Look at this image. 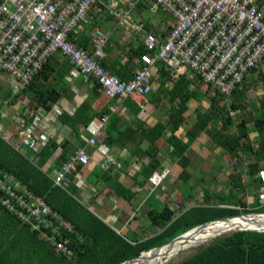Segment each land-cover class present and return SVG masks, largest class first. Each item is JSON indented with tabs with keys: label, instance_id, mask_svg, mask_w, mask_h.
Masks as SVG:
<instances>
[{
	"label": "crops",
	"instance_id": "1",
	"mask_svg": "<svg viewBox=\"0 0 264 264\" xmlns=\"http://www.w3.org/2000/svg\"><path fill=\"white\" fill-rule=\"evenodd\" d=\"M113 6L128 10L126 27L119 26L116 17L110 13V8ZM138 22L144 23L146 30L154 33L160 43H164L175 21L172 14L163 8L154 6L149 0H138L136 2L131 0H102L90 11L88 21L80 24L74 33L78 36L86 32L91 38L92 48V30L94 27H99L102 31L109 32L111 35L108 42L114 51L111 54L106 53L104 59L108 62L115 61L116 64L118 63L121 66L130 59L132 51L139 48L143 42V33L135 35L128 33V27ZM91 48L87 46L85 49L90 50ZM53 56L58 59L53 61L56 70L51 72L47 85L55 84L58 88H64L63 96L53 105L51 110L46 111L39 107L35 110L34 106H30L32 103L28 93H20L15 95L16 97L11 95L4 99L5 91L1 92L0 134L4 135L16 148L32 155V159L39 166L44 170H51V173L56 168L61 167L78 149L85 148L89 153L90 161L81 170L77 171L76 176L73 178V183L77 186L75 195L82 203L88 205L92 211H95L120 233L126 236L138 233L143 236L142 233H139L138 228L141 227V221L144 219L151 224L147 214L154 208L161 210L165 205H169L176 210V214H179L186 207L203 204L201 203L202 200L204 202L210 201V203L212 199L213 201L218 200L217 203L212 204H232L239 199L238 197L237 200L233 199L224 202L233 193V190H243V185L239 186V188L237 186L240 182H244L247 185L246 181L249 178L248 165L255 162L256 157L248 148L246 150L240 149L238 155L233 156L228 148L217 145L214 142V135L222 122L220 114L217 117L207 118L208 125L206 129L198 133L197 139L189 147L186 166H183L179 158L173 155V146L165 142V139H159L157 146L160 148V152L157 158L161 166L152 175L156 171L165 169L169 171L168 175L159 185H154L150 181L152 175L147 178L140 173L142 167L150 161V157L146 153L149 143L142 141L141 132L137 131V128L140 127V122H144L147 126L163 122L167 118L168 113L179 106V100L172 103L168 93L165 91L160 92L162 80L168 90L172 88L173 84L181 76L187 75L186 78L190 81L189 88L194 92V96L188 101V108L184 112L186 122L176 132L184 141L188 140L187 131L195 126L200 120L199 117L210 111L213 99L219 98L217 93L214 92L215 89L204 83L190 69L182 68L175 72L170 70L174 77L171 79L162 77L160 81L158 75L156 76L158 71L156 65L153 88L147 96L146 107L141 109L134 102L140 108L136 115L132 108L126 106L125 100L110 98L100 91L96 81L93 79L86 80L79 76L74 78L73 81H67L66 76L71 69L68 59L60 53H56ZM139 63L132 70L131 78L134 71L139 67ZM64 68L67 71L62 79L60 74ZM107 70L109 71V69ZM0 75L5 77L7 81L6 86L4 82L0 81L1 84L7 89L6 92H10L11 87L7 73L4 72ZM60 83H62L61 86ZM39 85H44V81H39ZM240 89L244 92L239 97L231 95L227 102L222 101L221 104L227 105L224 112L229 111L231 115V135H238L240 129L236 125L243 118H246L248 120V138L246 139L252 140L253 145L257 146L258 134L254 130V121L264 115V60L255 69L246 74ZM83 102H88L89 111L93 116L105 109L110 110V114H107L109 120L105 124L103 131L112 124L113 120L112 126L116 122L121 121L134 131H130L131 133L126 136L122 135L121 140L112 146L104 144L102 136L96 145H89V124L95 119H100L99 117L95 118L98 115L92 118L87 126L79 123L73 125L68 118L63 119L65 114V116H73ZM239 104L244 106L245 109L235 107V105L238 106ZM114 105L119 106V110L116 112L111 111ZM37 114L42 115L41 124L36 121L35 117ZM66 119L68 120L66 121ZM31 124L35 128L34 133L39 141L38 147L33 150L21 144L22 138L26 136L25 128ZM131 134H133V137H131ZM49 140L56 141L57 144L63 146H59L50 157H44L40 155V151ZM104 153L113 155L115 161L122 164L121 167L116 165L105 166ZM260 163L264 164V160H261ZM101 169L106 171V173L101 172ZM206 180L212 181L211 184L205 182ZM223 180L235 181L230 184V189L225 191V193L215 188L219 185L217 181ZM215 182L216 184H214ZM69 183L68 175L67 185ZM116 183L130 189L134 193V197L131 200H127L124 196L118 194L114 188L115 185L117 186ZM252 185L250 183V186ZM254 185H256L258 190L260 184ZM186 186L192 189V192L184 195L183 191ZM124 194L127 195L126 193ZM180 195L182 197L178 199ZM175 198L178 200L173 202ZM158 205L162 208L157 207Z\"/></svg>",
	"mask_w": 264,
	"mask_h": 264
},
{
	"label": "built area",
	"instance_id": "2",
	"mask_svg": "<svg viewBox=\"0 0 264 264\" xmlns=\"http://www.w3.org/2000/svg\"><path fill=\"white\" fill-rule=\"evenodd\" d=\"M102 0H0V69L7 73L12 94L19 95L34 80L48 59L60 53L69 60L67 81L82 78L96 81L100 91L110 98L130 99L141 109L153 88L156 65L167 64L172 72L190 69L204 83L225 95H231L247 73L264 60V0H149L174 17V26L164 43L148 32L144 23H133L128 33H143L144 53L131 79L123 80L103 65L109 32L99 27L92 30V48L78 47L69 40L78 26L88 21L90 11ZM136 2L138 0H131ZM117 24L126 27L128 10L110 8ZM119 110L114 105L111 111ZM41 124L42 115H36ZM108 115L90 122L89 145H96L108 123ZM19 121V120H18ZM21 123V122H17ZM21 144L33 150L39 141L31 124L25 128ZM47 140V138H45ZM90 161L85 148L78 149L52 177L56 184L66 186L68 175L78 164ZM104 165H116L113 155L104 153ZM168 170L156 171L150 181L159 185ZM259 207H264V167L258 172ZM0 202L18 213L26 223L42 232L56 251L71 259L74 250L62 228L72 225L56 214L43 197L28 192L9 173L0 169ZM179 207V205H177ZM57 219L52 224L51 217Z\"/></svg>",
	"mask_w": 264,
	"mask_h": 264
},
{
	"label": "trees",
	"instance_id": "3",
	"mask_svg": "<svg viewBox=\"0 0 264 264\" xmlns=\"http://www.w3.org/2000/svg\"><path fill=\"white\" fill-rule=\"evenodd\" d=\"M69 40L73 41L78 47L86 48L88 46L91 48V38L86 32L78 36L72 33L69 36ZM108 44L109 42L106 45V53L111 54L114 50L111 44ZM142 53H144V46L141 44L139 51L138 48L133 50L129 57L130 59L121 66L118 63L116 64L115 61L108 62L106 59L102 62L109 71L118 74L124 80H128L131 78L132 70L140 62ZM54 60L57 61V57L51 56L44 64L43 69L35 75L32 83L22 92L30 94L31 103L33 101L30 106L33 107L35 105V110L38 107L44 110L47 109L46 111L51 110L53 105L63 96V91H65L64 88H58L55 84L47 85L51 72L56 70L52 62ZM157 67L159 71H157L156 76L158 75L160 81L162 77H169L170 79L174 77L165 62L159 61ZM64 69L60 74L62 79L67 71ZM3 72L0 69V74ZM186 77L187 75L181 76L173 84L172 88L168 90L163 80L161 81L160 92L166 91L172 103L179 100L178 108L170 111L163 122H157L153 126H147L144 122H140V127L137 128V131L141 132V140L149 143L146 153L150 157L149 163L142 167L140 173L148 178L161 166L157 158L160 152V148L157 146L159 139H165V142L171 144L173 146V155L179 158L183 166H186L189 147L197 139L198 133L206 129L208 125L206 118H212L220 114L222 122L214 135V142L217 145L228 148L233 156H237L240 149L246 150L248 148L256 157V161L248 165L249 178L246 182L247 184H254V182L259 184V180H257L259 179L258 172L264 166V164L260 163L261 160H264V115L254 121V130L258 134L257 146L253 145L252 140L246 139L248 138V120L246 118H243L236 125L240 129L238 135H231V115L229 111L224 112L227 105L221 104V102H227L231 95L239 97L242 93L241 84L229 96L215 90L219 98L214 97L215 99L210 105L212 106L210 111L199 117L200 120L195 126L187 131L188 140L184 141L176 132L186 122L184 112L188 108V101L194 96V92L189 88L190 81ZM39 81H44V85H39ZM6 90L0 82V93L5 91L4 99L13 95L11 91L6 92ZM124 103L129 108H132L136 114L140 111V108L132 100L127 99ZM1 107L2 103L0 104V110ZM235 107L245 109L241 104L235 105ZM107 114H110V110L105 109L97 113L96 115L98 116H93L89 111L88 102H83L73 116H65V114L63 119L68 118L73 125L80 123L87 126L95 116V118H101ZM113 122L114 120L111 123L113 124ZM112 124L106 127L102 133V141L107 146L114 145L121 140L122 135L126 136L131 133L129 131H134L121 121L116 122L114 126ZM137 131L135 130V132ZM131 137H133V134H131ZM59 146L63 145L49 140L41 149L40 155L50 157ZM84 166L86 165L78 164V169L69 176L70 183L68 185L56 184L51 175V170H44L32 159V155L16 148L4 135L0 134V169L9 173L28 192L45 198L46 200H44L47 203L49 202L52 210L72 225L71 231L62 228L61 233L65 238L69 239L70 245L72 244L71 247L74 250L73 257L71 259L66 258L49 244L41 231L24 222L17 212L10 211L0 202V264H119L128 259L138 257L142 252L160 247L182 233L205 222L250 212H264L262 210L264 207H259L257 197L253 207H250L243 198H239L232 204L193 205L186 207L179 214H176V210L173 207L165 205L163 209L154 208L147 214L152 225L161 227L159 232L148 237L139 236L138 233L126 236L76 197L77 186L73 183V178L76 176L77 171ZM101 172L106 173L103 169H101ZM116 184L117 186L115 185L114 188L118 194H121L127 200H131L134 197V193L130 189L122 187L118 183ZM241 185H245V183L240 182L237 185L238 188ZM227 200L232 199L228 197ZM225 202L227 201L225 200ZM50 221L52 224L58 222L55 216H52ZM142 256L135 260L141 259ZM135 260L125 264L133 263ZM171 264H264V232L244 230L216 237L208 244L199 246L197 251L190 257L181 262Z\"/></svg>",
	"mask_w": 264,
	"mask_h": 264
},
{
	"label": "bare ground",
	"instance_id": "4",
	"mask_svg": "<svg viewBox=\"0 0 264 264\" xmlns=\"http://www.w3.org/2000/svg\"><path fill=\"white\" fill-rule=\"evenodd\" d=\"M137 4V3H136ZM128 5V4H127ZM144 5V4H143ZM97 11V10H96ZM93 14V13H92ZM135 14V13H134ZM142 14V13H140ZM114 19V18H113ZM148 21V20H147ZM104 23V22H103ZM159 23V22H158ZM172 25V24H171ZM126 37V36H125ZM161 40V39H160ZM113 41V40H112ZM116 42V41H114ZM109 45V44H108ZM90 46V45H89ZM109 47V46H108ZM140 47L138 48L139 51ZM130 50V49H129ZM142 52V51H141ZM113 53V52H112ZM129 54V53H128ZM138 58V56H137ZM138 60V59H137ZM136 60V61H137ZM53 62V61H52ZM67 62V61H66ZM66 64V63H65ZM66 69V68H65ZM64 69V70H65ZM159 71V70H158ZM117 72V71H116ZM257 72V71H256ZM4 73V72H3ZM252 73V72H251ZM122 74V73H121ZM124 74V73H123ZM128 75V74H127ZM123 76V75H122ZM44 78V77H43ZM93 81V80H92ZM199 81V80H198ZM201 83V81H200ZM87 84V83H86ZM54 87V86H52ZM55 89V88H54ZM32 90V89H31ZM35 92V91H34ZM166 92V91H165ZM244 92V91H242ZM58 93V92H57ZM62 93V92H61ZM160 94V93H159ZM157 94V95H159ZM166 95V94H165ZM36 97V96H35ZM38 98V97H37ZM234 98V97H233ZM2 100V99H1ZM31 100V99H30ZM163 100V99H162ZM12 103V102H11ZM33 103V101H32ZM157 104V103H156ZM34 105V104H33ZM35 106V105H34ZM45 106V105H44ZM83 107V106H82ZM161 107V106H160ZM212 107V106H211ZM48 108V107H47ZM30 109V108H29ZM139 109V108H138ZM218 109V108H217ZM243 109V108H242ZM47 110V109H46ZM192 111V110H191ZM83 112V111H82ZM187 113V112H186ZM27 115V114H26ZM82 115V114H81ZM137 115V114H136ZM187 115V114H186ZM213 116V115H212ZM207 117V116H206ZM217 117V116H216ZM87 119V118H86ZM85 119V120H86ZM2 120V119H1ZM24 120V119H23ZM207 120V118H206ZM238 120V119H237ZM198 121V120H197ZM82 123V122H81ZM170 123V122H169ZM203 123V122H202ZM24 124V123H23ZM80 124V123H79ZM130 125V124H129ZM168 126V125H167ZM228 126V125H227ZM170 127V126H169ZM158 130V129H157ZM162 130V129H161ZM179 130V129H177ZM237 130V129H236ZM159 131V130H158ZM130 132V131H129ZM149 135V134H148ZM10 136V135H9ZM142 136V135H141ZM170 137V136H169ZM183 137V136H182ZM144 138V137H143ZM148 139V138H147ZM164 142V141H163ZM170 142V141H169ZM167 146V145H166ZM24 148V147H23ZM26 149V148H25ZM45 149V148H44ZM145 150V149H144ZM25 151V150H24ZM44 151V150H43ZM222 153V152H221ZM241 153V152H240ZM41 154V153H40ZM49 156V155H48ZM166 156V155H165ZM27 157V156H26ZM31 160V159H30ZM56 162V161H55ZM155 163V162H154ZM52 166V165H51ZM158 166V165H157ZM40 170V169H39ZM5 171V170H4ZM256 174V173H255ZM72 175V174H70ZM69 175V176H70ZM255 176V175H254ZM254 180V179H253ZM259 180V179H257ZM98 182V181H97ZM247 183V182H246ZM97 184V183H96ZM95 184V185H96ZM255 184V182H254ZM248 185V184H247ZM55 186V185H54ZM53 186V187H54ZM249 186V185H248ZM69 190V189H68ZM244 190V189H243ZM249 191V190H248ZM74 193V192H73ZM239 193V192H238ZM149 194V193H148ZM240 197V196H239ZM236 198V197H235ZM45 199V198H44ZM65 199V198H64ZM46 200V199H45ZM235 200V199H234ZM64 201V200H62ZM225 201V200H224ZM249 202V201H248ZM258 202V201H257ZM65 203V201H64ZM61 203V204H64ZM68 203V202H67ZM109 203V202H108ZM49 204V202H48ZM52 205V204H51ZM65 205V204H64ZM63 205V206H64ZM70 206V205H69ZM75 206V205H74ZM183 207V206H182ZM238 207V206H237ZM249 212V211H248ZM264 228V215H250L246 217H238L235 219H229L224 221H218L204 225L198 229L187 234L185 237L177 240L168 247L156 249L150 251L142 256L141 259L135 260L130 264H167L176 255H178L182 250L201 247L203 244L209 243L216 237H219L225 232L230 233L235 230H240L243 228ZM202 230V231H201ZM201 231V232H200ZM249 232V231H248ZM83 238V237H82ZM80 239V238H79ZM84 239V238H83ZM72 241V239H71ZM87 241V238H86ZM86 244V243H85ZM72 245V244H71ZM50 247V246H49ZM85 249V248H84Z\"/></svg>",
	"mask_w": 264,
	"mask_h": 264
},
{
	"label": "rangeland",
	"instance_id": "5",
	"mask_svg": "<svg viewBox=\"0 0 264 264\" xmlns=\"http://www.w3.org/2000/svg\"><path fill=\"white\" fill-rule=\"evenodd\" d=\"M0 81L1 82H4V85L6 86V79H5V77H3V76H1L0 75ZM62 85V83H60V86ZM208 88V87H207ZM208 90V89H207ZM210 90V89H209ZM215 92V91H214ZM230 97V96H229ZM205 182H207L208 184H211V182L212 181H209V180H206ZM218 183H219V185L218 186H216L215 188L216 189H219V191H222L223 193H225V191H227V190H229L230 188V184H232V183H234L235 181H232V180H223V181H217ZM214 184H216V182L214 183ZM249 185V186H248ZM248 185H243V188L242 189H244V190H242V191H236V190H233V193L231 194V195H229L228 197H230L232 200L233 199H235V200H237L238 199V197L239 198H243L245 201H246V203L250 206V207H253L254 205H255V202H256V197H257V187H256V185H252V186H250V183L248 184ZM215 186V185H214ZM192 188V187H191ZM249 190V191H248ZM184 195L185 194H188L189 192H192V189H189L188 188V186H186L185 188H184ZM239 192V193H238ZM239 194V195H238ZM183 195V196H184ZM180 197H182V195H180V196H178V199L180 198ZM236 197V198H235ZM177 198H175L174 199V201L173 202H176V200H178ZM199 199V198H198ZM226 201H227V199H226ZM249 201V202H248ZM218 202V200H216V201H213V199H212V201H211V203H210V201H205L204 202V200H202V202L201 203H203V204H212V203H217ZM225 202V201H224ZM160 205H158L157 207H159ZM173 206H174V203H173ZM160 209L162 208V207H159ZM263 211H264V209H262ZM141 227H139L138 228V231H139V233H142L143 234V237H147V236H149V235H151V234H153V233H155V232H158V231H160L161 230V227L160 226H154V225H151L150 223H149V221L148 220H146V219H144V220H142L141 221ZM202 231V230H201ZM200 231V232H201ZM235 231H237V230H235ZM235 231H232V232H230V233H226L225 234V232L223 233V234H221L220 236H224V235H228V234H231V233H233V232H235ZM129 236H131V235H129ZM140 236V235H139ZM208 244V243H207ZM203 245H205V244H203ZM202 246V245H201ZM197 249H198V247H193V248H189V249H185V250H182L178 255H176L169 263H167V264H171V263H178V262H181V261H183V260H185L186 258H188V257H190L192 254H194L196 251H197Z\"/></svg>",
	"mask_w": 264,
	"mask_h": 264
},
{
	"label": "water",
	"instance_id": "6",
	"mask_svg": "<svg viewBox=\"0 0 264 264\" xmlns=\"http://www.w3.org/2000/svg\"><path fill=\"white\" fill-rule=\"evenodd\" d=\"M250 215H264V212H250V213H246V214H240V215H235V216H231V217H225V218H221V219H216V220H211V221H208V222H205L201 225H198L188 231H186L185 233H182L181 235L175 237L174 239L170 240L169 242L163 244L162 246L160 247H156V248H153L149 251H145V252H142L141 255H139L138 257H135V258H132V259H128L122 263H119V264H125L126 262H129V261H132V260H135V259H138L140 258L144 253H148L150 251H153V250H156V249H161V248H165V247H168V245H171L173 244L174 242H176L177 240H180L181 238L185 237L187 234H189L190 232L194 231L195 229H198L204 225H207L209 223H213V222H218V221H224V220H229V219H235V218H238V217H246V216H250ZM244 230H253V231H260V232H264V228H251V227H248V228H243V229H240V230H237V231H244Z\"/></svg>",
	"mask_w": 264,
	"mask_h": 264
}]
</instances>
